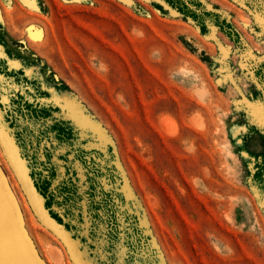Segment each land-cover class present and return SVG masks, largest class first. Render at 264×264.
Returning a JSON list of instances; mask_svg holds the SVG:
<instances>
[{"label":"rangeland","instance_id":"374dc122","mask_svg":"<svg viewBox=\"0 0 264 264\" xmlns=\"http://www.w3.org/2000/svg\"><path fill=\"white\" fill-rule=\"evenodd\" d=\"M5 225L39 264H264V0H0L23 264Z\"/></svg>","mask_w":264,"mask_h":264},{"label":"water","instance_id":"95a60500","mask_svg":"<svg viewBox=\"0 0 264 264\" xmlns=\"http://www.w3.org/2000/svg\"><path fill=\"white\" fill-rule=\"evenodd\" d=\"M6 224V222H5ZM5 228H6V225H5ZM7 229V228H6ZM7 234L8 236H12L14 234V236L16 235L14 232H11L10 230L7 229ZM19 240L22 241L24 247H25V250L27 251V260H25V257H24V260H23V264H39L37 259L35 258L34 254L32 253L29 245L27 244V242L22 238L21 235H16Z\"/></svg>","mask_w":264,"mask_h":264},{"label":"bare ground","instance_id":"6f19581e","mask_svg":"<svg viewBox=\"0 0 264 264\" xmlns=\"http://www.w3.org/2000/svg\"><path fill=\"white\" fill-rule=\"evenodd\" d=\"M166 126H167V125H166ZM168 127H169V126H168ZM52 254H53L54 259L57 260V259H58V258H57V257H58V254H57L56 252H53ZM60 257H61V256H60ZM57 261H59V260H57ZM60 262H61V261H60Z\"/></svg>","mask_w":264,"mask_h":264}]
</instances>
